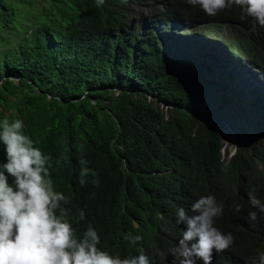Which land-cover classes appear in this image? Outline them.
<instances>
[{
    "label": "trees",
    "instance_id": "16d2710c",
    "mask_svg": "<svg viewBox=\"0 0 264 264\" xmlns=\"http://www.w3.org/2000/svg\"><path fill=\"white\" fill-rule=\"evenodd\" d=\"M170 1L136 23L126 0H0V124L24 120V133L51 157L77 233L91 224L103 249L123 258L143 250L154 264L170 261L182 236L177 209L192 214L204 194L227 200L214 226L264 246V213L248 216L249 193L264 200V167L256 162L264 163V142L251 144L255 153L239 147L224 170L217 105L229 79L221 75L225 63L200 52L264 76V26L238 6L209 16ZM182 20L199 41L167 37ZM258 104L254 116L262 114ZM81 158L98 187L92 175L79 184ZM128 234L143 239L133 246Z\"/></svg>",
    "mask_w": 264,
    "mask_h": 264
},
{
    "label": "clouds",
    "instance_id": "9594fccd",
    "mask_svg": "<svg viewBox=\"0 0 264 264\" xmlns=\"http://www.w3.org/2000/svg\"><path fill=\"white\" fill-rule=\"evenodd\" d=\"M129 1L135 18H139L140 22L153 20L158 11L171 3L170 0ZM183 1L209 16H216L223 10L238 6L264 26V0ZM104 2L105 0H96L97 5H103ZM183 22H178L174 27H184ZM185 29L193 32V36L196 34L189 27ZM169 34L170 31L167 35ZM179 36H183V33ZM193 36L191 38H194ZM208 55L218 58L220 63L228 62L216 53L209 52ZM237 65L251 64L238 62ZM259 71L261 73L260 69ZM251 75L254 76V73ZM261 76L264 78L262 73ZM228 83H231L230 79ZM241 84L242 92L246 94H250L248 90L255 88L251 79ZM259 86L262 93V85ZM228 92L229 95H224L223 103L220 106L216 104L221 116L218 124L227 123L228 127L224 128L232 130L239 144L232 152L221 141V160L227 164L224 170H227L230 161L239 152V147L255 153L257 149L251 151V144L259 141L258 138H263L264 135V119L260 117L264 115V103L260 101L262 107L258 104L262 114L254 116V106L259 101L257 95H247L248 100L240 98L239 100L249 105L248 109L244 106L243 109L242 104H238L239 100L235 101L238 97L232 94L231 85ZM232 96L235 97L234 103H230ZM227 104L230 106L225 109ZM232 123H235L237 128ZM24 128L25 122L22 119L11 122L4 120L0 124V149L5 153V160L0 162V264H154L143 250L139 255L123 258L124 256L111 254L103 249L98 230L91 224L83 233H77L70 219L71 209L68 205L71 203V197L56 190L52 179L51 157L35 146L31 136L24 133ZM224 128L220 127V134ZM263 142L264 138L260 143ZM251 154L253 156V153ZM257 159L259 158L256 156V162L263 168L264 163ZM79 165V184L85 186L86 178L92 175L97 177L93 183L98 187V174L87 166L88 161L81 158ZM249 200L255 210L250 211L248 216L254 221L258 213H264V200L251 193ZM226 201L217 195L204 194L198 196L192 204V214H188L183 207L177 209L176 223L184 228L178 243L168 251L171 260L166 264H200L201 261L202 264H264V246L255 247L250 235L214 226V221L220 223ZM237 210H240V206H237ZM84 218L85 213L81 211L80 219ZM238 237H243L246 242H240ZM262 237L264 238V235ZM124 239L126 243L135 246L143 237L128 234Z\"/></svg>",
    "mask_w": 264,
    "mask_h": 264
},
{
    "label": "rangeland",
    "instance_id": "374dc122",
    "mask_svg": "<svg viewBox=\"0 0 264 264\" xmlns=\"http://www.w3.org/2000/svg\"><path fill=\"white\" fill-rule=\"evenodd\" d=\"M126 3L128 4L129 9L131 10L130 14H131L132 18L134 19V21H136L137 23L140 22V19L135 18V16H134V13L132 11V4L130 3V1L126 0ZM136 8L139 9V11H141L140 8H138V7H136ZM147 14L149 16H151L148 12H147ZM141 22H143V21H141ZM147 23H148V21H147ZM183 25H184V27L180 26V27L174 28V30L168 36L169 37H171L172 35L179 36L180 33H183V40H186L187 38L190 39L193 36V32L189 31L188 29H185V27L186 28L188 27V22L184 21ZM187 47H191V46L187 45ZM201 53L204 55H208L209 50L203 49L201 51ZM237 64L238 63H236V62L233 65H232V63H228V62H226L225 64H220V65L224 66V68H225V70H223L221 72V75L227 76V77L229 76V79L231 82V83L226 84V94H227V90L229 89V87L231 85L232 94H235L238 97L235 101L239 100L240 98L248 100L249 99L248 96H250V94H251V95H257V99L259 98V101L264 103V78L261 76L259 69L253 68L251 65L238 66ZM252 73H254V76L251 75ZM232 77H233V80H232ZM247 79L248 80L251 79L253 85H255V88L259 87V85H262V93H261V90H258V89L251 91L250 94H246L245 92H242L243 84H241V83L243 81L246 82ZM214 81L216 82V79ZM238 104L239 105L242 104L243 109H244V107L247 109L249 107V105H247V103H244L242 100H239ZM163 106H164V104H162V107ZM165 107H166V105H165ZM260 117H261V119H264V115H261ZM210 124H214V122L212 121ZM219 126L220 127L223 126V128H224V127H228V124L227 123L220 124ZM219 136H220L221 141L224 142V144L227 146V149L229 151L231 150L233 152L236 150L239 142H238V139L235 137L234 133L232 132V130H230L228 128H224L223 131H221V134ZM262 137L264 138V135H262ZM263 138H258V140L263 141ZM226 156H227V152L225 154V157ZM257 161H261V160L257 159Z\"/></svg>",
    "mask_w": 264,
    "mask_h": 264
},
{
    "label": "bare ground",
    "instance_id": "6f19581e",
    "mask_svg": "<svg viewBox=\"0 0 264 264\" xmlns=\"http://www.w3.org/2000/svg\"><path fill=\"white\" fill-rule=\"evenodd\" d=\"M194 39H196V41H199L198 40V38H194ZM217 58V57H216ZM218 59V58H217ZM225 85V84H224ZM260 86L259 87H256V88H251L249 91H248V93H250L251 91H254L255 89H258V90H260ZM220 89V88H219ZM235 102V101H234ZM234 102H231V103H234ZM235 127H236V124L235 123H232ZM237 128V127H236ZM235 131H238V130H235ZM239 133H257V132H239ZM258 135V134H257ZM260 135V134H259Z\"/></svg>",
    "mask_w": 264,
    "mask_h": 264
}]
</instances>
